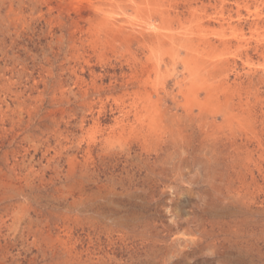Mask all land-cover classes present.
Returning <instances> with one entry per match:
<instances>
[{"label":"rangeland","instance_id":"1","mask_svg":"<svg viewBox=\"0 0 264 264\" xmlns=\"http://www.w3.org/2000/svg\"><path fill=\"white\" fill-rule=\"evenodd\" d=\"M95 1L0 0V264H264V0Z\"/></svg>","mask_w":264,"mask_h":264},{"label":"bare ground","instance_id":"2","mask_svg":"<svg viewBox=\"0 0 264 264\" xmlns=\"http://www.w3.org/2000/svg\"><path fill=\"white\" fill-rule=\"evenodd\" d=\"M94 1H95V0H94ZM107 1H108V0H107ZM112 1H113V0H111V2H112ZM208 1H210V0H208ZM211 1H212V0H211ZM95 2H96V1H95ZM109 2H110V1H109ZM111 2H110V3H111ZM174 2H175V1H174ZM172 3H173V2H172ZM213 3H215V2H213ZM113 4H114V3H113ZM117 4H118V3H117ZM110 5H111V4H110ZM119 5H120V4H119ZM219 5H220V4H219ZM233 5H234V4H233ZM89 6H90V5H89ZM101 6H102V5H101ZM226 6H227V5H226ZM168 7H169V6H168ZM170 7H171V6H170ZM172 7H173V6H172ZM206 7H208V6H206ZM210 7H211V5H210ZM215 7H216V6H215ZM234 7H235V6H234ZM252 7H253V6H252ZM96 8H97V7H96ZM113 8H114V7H113ZM160 8H161V7H160ZM185 8H186V7H185ZM191 8H192V7H191ZM219 8H220V7H219ZM221 8H222V7H221ZM97 9H98V8H97ZM105 9H106V8H105ZM107 9H108V8H107ZM117 9H118V6H117ZM172 9H173V8H172ZM172 9H171V10H172ZM181 9H182V8H181ZM181 9H180V10H181ZM194 9H195V8H194ZM200 9H201V8H200ZM205 9H206V8H205ZM230 9H231V7H230ZM238 9H239V8H238ZM238 9H237V10H238ZM242 9H243V8H242ZM255 9H256V8H255ZM186 10H187V8H186ZM206 10H207V9H206ZM213 10H214V9H213ZM218 10H219V9H218ZM95 11H96V10H95ZM115 11H116V10H115ZM154 11H155V10H154ZM172 11H174V9H173ZM189 11H191V10H189ZM219 11H220V10H219ZM240 11H241V10H240ZM222 12H223V10H222ZM227 12H229V11H227ZM231 12H232V11H231ZM252 12H253V11H252ZM215 13H216V12H215ZM239 13H242V12H239ZM143 14H144V13H143ZM155 14H156V11H155ZM162 14H163V13H162ZM212 14H213V13H212ZM229 14H230V13H229ZM235 14H236V13H235ZM158 15H159V14H158ZM183 15H184V14H183ZM217 15H218V13H217ZM253 15H254V14H253ZM147 16H148V15H147ZM150 16H151V15H149V18H150ZM190 16H191V15H190ZM218 16H219V15H218ZM140 17H141V16H140ZM142 17H143V16H142ZM207 17H208V16H207ZM220 17H221V16H220ZM249 17H250V16H249ZM256 17H257V16H256ZM137 18H138V17H137ZM157 18H158V16H157ZM181 18H182V17H181ZM205 18H206V16H205ZM230 18H231V17H229V19H230ZM261 18H262V17H261ZM261 18H260V19H261ZM138 19H139V18H138ZM154 19H155V18H154ZM178 19H179V18H178ZM225 19H226V18H225ZM140 20H141V19H140ZM147 20H148V19H147ZM157 20H158V19H157ZM171 20H172V18H171ZM174 20H175V19H174ZM182 20H183V18H182ZM197 20H198V19H197ZM246 20H247V19H246ZM246 20H245V21H246ZM253 20H254V19H253ZM150 21H151V20H150ZM183 21H184V20H183ZM240 21H241V20H240ZM247 21H248V20H247ZM256 21H257V20H256ZM104 22H105V21H104ZM144 22H145V21H144ZM151 22H153V21H151ZM151 22H150V23H151ZM161 22H162V21H161ZM177 22H178V21H177ZM232 22H233V21H232ZM241 22H242V21H241ZM243 22H244V21H243ZM150 23H148V24H150ZM172 23H173V22H172ZM172 23H171V24H172ZM257 23H258V22H257ZM107 24H108V26H109V22H108ZM153 24H154V23H153ZM163 24H164V23H163ZM178 24H179V23H178ZM207 24H208V23H207ZM227 24H229V23L227 22ZM231 24H232V23H231ZM259 24H260V23H259ZM146 25H147V24H146ZM172 25H173V24H172ZM180 25H181V24H180ZM195 25H196V24H195ZM197 25H199V24H197ZM215 25H216V24H215ZM110 26H111V25H110ZM143 26H144V25H143ZM162 26H163V25H160L159 27H162ZM168 26H169V25H168ZM175 26H176V25H175ZM199 26H201V25H199ZM220 26H221V25H220ZM238 26H239V24H238ZM248 26H249V25H248ZM256 26H258V25H256ZM111 27H112V26H111ZM192 27H193V26H192ZM112 28H113V27H112ZM143 28H144V27H143ZM143 28H142V29H143ZM145 28H146V27H145ZM148 28H150V27H148ZM151 28H152V27H151ZM162 28H163V27H162ZM162 28H159V30L162 29ZM164 28H165V27H164ZM164 28H163V29H164ZM184 28H185V27H184ZM219 28H220V27H219ZM226 28H227V25H226ZM240 28H241V27H240ZM257 28H258V27H257ZM257 28H256V29H257ZM113 29H114V28H113ZM118 29H119V28H118ZM146 29H147V28H146ZM152 29H153V28H152ZM166 29H167V28H166ZM169 29H170V28H169ZM169 29H168V30H169ZM228 29H229V28H228ZM231 29H232V34H233V36H235L236 38H243V35H241L240 33L238 34V33L236 32L237 29H235V28H231ZM242 29H243V28H242ZM140 30H141V29H140ZM140 30H139V31H140ZM148 30H149V29H148ZM159 30H156V31H155V29H154L155 32H157V31H159ZM172 30H173V29H172ZM176 30H178V29H176ZM204 30H205V29H204ZM225 30H226V29H225ZM254 30H255V29H254ZM254 30H253V31H254ZM139 31H138V32H139ZM189 31H191V30H189ZM196 31H198V30H196ZM196 31H195V32H196ZM201 31H202V30H201ZM209 31H210V30H209ZM214 31H215V30H214ZM112 32H113V31H112ZM144 32H145V31H144ZM162 32H163V30H162ZM184 32H185V31H184ZM227 32H228V31H227ZM251 32H252V31H251ZM254 32H255V31H254ZM166 33H167V32H166ZM200 33H201V32H199L198 34H200ZM223 33H225V32H223ZM107 34H108V33H107ZM132 34H134V33H132ZM169 34H170V33H169ZM182 34H185V33L182 32ZM187 34H188V33H187ZM192 34H193V33H192ZM204 34H205V33H204ZM152 35H153V34H152ZM158 35H160V34H158ZM164 35L167 36L168 33H167V35H166V34H164ZM175 35H176V34H175ZM185 35H186V34H185ZM189 35H190V34H189ZM189 35H188V36H189ZM205 35H206V34H205ZM211 35H212V34H211ZM211 35H210V36H211ZM116 36H118V35H116ZM141 36H142V35H141ZM165 36H163V37H165ZM190 36H191V38H192V35H190ZM222 36H223V35H222ZM128 37H129V36H128ZM132 37H133V36H132ZM155 37H156V36H155ZM170 37H171V36H170ZM194 37H195V36H194ZM129 38H130V37H129ZM173 38H175V37H173ZM179 38H180V37H179ZM191 38H189V39H191ZM197 38H198V36H197ZM209 38H210V37H209ZM161 39H162V37H161ZM163 39H164V38H163ZM163 39H162V40H163ZM165 39H166V38H165ZM169 39H171V38H169ZM175 39H176V38H175ZM175 39H173V40H175ZM213 39H215V38H213ZM115 40H116V39H115ZM115 40H114V41H115ZM117 40H118V39H117ZM181 40H182V39H181ZM186 40H187V39H186ZM192 40H194V39H192ZM208 40H209V39H208ZM208 40H207V41H208ZM233 40H235V39H233ZM175 41H176V40H175ZM175 41H174V42H175ZM177 41H178V40H177ZM194 41H195V40H194ZM196 41H197V40H196ZM263 41H264V40H263ZM178 42H179V41H178ZM180 42H181V41H180ZM187 42H189V40H188ZM221 42L227 44V43H228V40H223V39H222ZM229 42H230V41H229ZM121 43H122V42H121ZM182 43H183V42H182ZM208 43H210V42H208ZM213 43H214V42H213ZM213 43H212V44H213ZM217 43H219V41H218ZM172 44H173V43H172ZM186 44H187V43H186ZM171 46H172V45H171ZM179 46H180V45H179ZM207 46H208V45H207ZM225 46H226V45H225ZM262 46H263V45H262ZM262 46H261V47H262ZM261 47H260V48H261ZM197 48H198V46H197ZM228 48H229V47H228ZM176 49H177V48H176ZM189 49H190V48H189ZM200 49H201V48H200ZM262 49H263V48H262ZM217 50H218V48H217ZM176 51H177V50H176ZM207 51H208V49H207ZM215 51H216V50H215ZM258 51H260V50H258ZM196 53L200 55L199 50L196 51ZM196 53H195V54H196ZM201 53H202V52H201ZM204 53H205V52H204ZM207 53H208V52H207ZM213 53H214V52H213ZM193 54H194V53H193ZM193 54H192V56H194ZM197 54L195 55V56H196V57H195V58H196L195 60H193V61H191V62L188 61V60H186V63H185V64H186V65L190 68V70H191V71H190V73H191L190 78L192 77L193 79H198V80H201V81H205L207 78H206V77H203V74H204L203 71H205L206 68H204L203 60H199V55H197ZM205 54H206V53H205ZM192 56H191V57H192ZM197 56H198V57H197ZM201 56H202V55H201ZM210 56H211V55H210ZM216 56H217V55H216ZM184 57H185V56H184ZM182 58H183V57H182ZM215 58H216V57H214V59H215ZM180 59H181V58H180ZM184 59H186V58H184ZM182 60H183V59H182ZM234 60H235V59H234ZM247 60H248V59H247ZM181 62H182V61H181ZM184 62H185V61H184ZM184 62H183V63H184ZM226 62H227V61H226ZM248 63H249V62H248ZM212 64H213V63H212ZM183 65H184V64H183ZM186 65H185V67H187ZM209 65H210V64H209ZM226 65H227V64H226ZM238 65H239V64H238ZM229 67H230V66H229ZM209 68H210V67H209ZM229 69H230V68H229ZM183 70H184V69H183ZM207 70H208V69H206V71H207ZM209 70H210V69H209ZM209 70H208V71H209ZM217 70H218V67H217ZM214 72H215V70H214ZM223 72H224V71H223ZM210 73H211V72H210ZM212 73H213V71H212ZM221 73H222V72H221ZM215 74H216V73H215ZM211 76H213V75L211 74ZM263 76H264V75H263ZM215 77H216V76H215ZM220 77H221V76H220ZM239 77H240V76H239ZM261 77H262V76H261ZM190 78H189V79H190ZM248 78H249V77H248ZM202 79H203V80H202ZM224 79H225V77H224ZM190 80H191V79H190ZM190 80H188V82H189ZM212 80H213V78H212ZM235 80H236V79H235ZM191 81H192V80H191ZM214 82H215V81H214ZM205 83H206V82H205ZM211 83H212V82H211ZM221 83H222V82H220V84H221ZM209 84H210V83H209ZM221 85H222V84H221ZM193 86H194V85H193ZM191 87H192V86H191ZM209 87H210V86H209ZM189 88H190V87H189ZM228 88H230V86H229ZM191 89H192V88H190V91H191ZM194 89H195V87H194L192 90H194ZM210 90H211V89H210ZM220 90H221V89H220ZM225 90H226V89H225ZM190 91H188V92H190ZM197 91H198V90H197ZM215 91H216V90H215ZM221 91H222V90H221ZM227 91H229V90H227ZM191 92H192V91H191ZM208 92H209V90H208ZM213 93H214V91H213ZM210 94H211V93H210ZM231 97H232V96H231ZM213 99H215V98H213ZM213 99L210 98V100H213ZM229 100H230V99H229ZM231 100H232V99H231ZM209 104H210V103H209ZM228 104H229V103H228ZM208 107H209V106H208ZM211 107H212V106H211ZM209 108H210V107H209ZM213 108H214V106H213ZM149 109H150V108H149ZM205 109H206V108H205ZM210 109H211V108H210ZM158 110H159V109H158ZM208 110H209V109H208ZM212 110H213V109H212ZM212 110H211V111H212ZM214 110H215V109H214ZM156 111H157V110H156ZM189 111H190V110H189ZM211 111H209V112H211ZM209 114H210V113H209ZM191 115H192V114H191ZM209 118H210V117H209ZM214 118H215V116H214ZM213 121H214V120H213ZM231 143H232V142H231ZM236 146H237V145H236ZM248 157H249V156H248Z\"/></svg>","mask_w":264,"mask_h":264}]
</instances>
